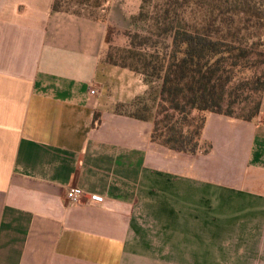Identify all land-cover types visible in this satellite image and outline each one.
I'll return each mask as SVG.
<instances>
[{
    "label": "crops",
    "instance_id": "obj_1",
    "mask_svg": "<svg viewBox=\"0 0 264 264\" xmlns=\"http://www.w3.org/2000/svg\"><path fill=\"white\" fill-rule=\"evenodd\" d=\"M54 1L0 0V264H264V122L210 113L206 154L153 142L116 110L149 84L104 59L147 33L143 0Z\"/></svg>",
    "mask_w": 264,
    "mask_h": 264
},
{
    "label": "trees",
    "instance_id": "obj_2",
    "mask_svg": "<svg viewBox=\"0 0 264 264\" xmlns=\"http://www.w3.org/2000/svg\"><path fill=\"white\" fill-rule=\"evenodd\" d=\"M104 1L55 0L53 9L99 17L92 9ZM134 19L147 23V33L128 32L129 47L109 43L104 59L149 84L116 110L151 122L153 142L206 154L210 113L264 122V0H143Z\"/></svg>",
    "mask_w": 264,
    "mask_h": 264
},
{
    "label": "built area",
    "instance_id": "obj_3",
    "mask_svg": "<svg viewBox=\"0 0 264 264\" xmlns=\"http://www.w3.org/2000/svg\"><path fill=\"white\" fill-rule=\"evenodd\" d=\"M92 93H95V90H91ZM67 196L70 204H79L86 197L85 191L79 186H70L67 189ZM105 197L100 194H91L88 201L90 203H102L104 202Z\"/></svg>",
    "mask_w": 264,
    "mask_h": 264
},
{
    "label": "rangeland",
    "instance_id": "obj_4",
    "mask_svg": "<svg viewBox=\"0 0 264 264\" xmlns=\"http://www.w3.org/2000/svg\"><path fill=\"white\" fill-rule=\"evenodd\" d=\"M80 9L79 7H74V9ZM82 9H84V11H89L90 10V6H82L81 7ZM92 10H94L95 11V14H100V9H98V10H96V9H92ZM189 14H190V10H187V12H186V16H189ZM108 49H109V44L107 45V50H106V54H107V52H108ZM113 52H115L114 50H113ZM112 52V53H113ZM259 120H261L262 121V117H260V119Z\"/></svg>",
    "mask_w": 264,
    "mask_h": 264
}]
</instances>
